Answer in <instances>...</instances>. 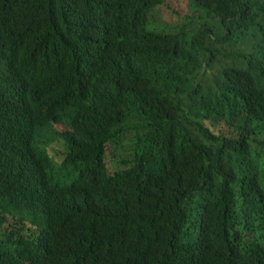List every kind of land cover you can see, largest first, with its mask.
Returning <instances> with one entry per match:
<instances>
[{
    "label": "trees",
    "instance_id": "1",
    "mask_svg": "<svg viewBox=\"0 0 264 264\" xmlns=\"http://www.w3.org/2000/svg\"><path fill=\"white\" fill-rule=\"evenodd\" d=\"M172 1L0 0V264H264V0Z\"/></svg>",
    "mask_w": 264,
    "mask_h": 264
},
{
    "label": "rangeland",
    "instance_id": "2",
    "mask_svg": "<svg viewBox=\"0 0 264 264\" xmlns=\"http://www.w3.org/2000/svg\"><path fill=\"white\" fill-rule=\"evenodd\" d=\"M172 3H173L174 6H177V4H176V2L174 0L172 1ZM178 8L184 10V8L182 7L181 4H178ZM156 9H159L160 10V12H161L160 14H161V16L163 17L164 20H166L165 18H167L170 15V10L168 8L164 7L163 5L158 6ZM175 21L176 20H171V21H168V22H163V24L167 23L169 25H172V24L175 23ZM179 21H181V19H179ZM216 74H217V69H216V71L215 70H212V72L209 73V75H208L209 82H212L213 81V79H214L213 77ZM227 130H228V128L226 126H223L222 129H220L218 127H213V129H212V131H214L216 133L226 132ZM110 157L113 158L112 156H108V160H110Z\"/></svg>",
    "mask_w": 264,
    "mask_h": 264
}]
</instances>
